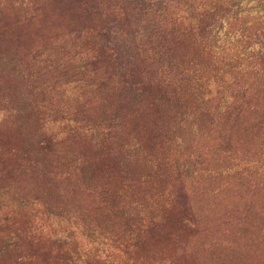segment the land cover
<instances>
[{
	"label": "rangeland",
	"instance_id": "1",
	"mask_svg": "<svg viewBox=\"0 0 264 264\" xmlns=\"http://www.w3.org/2000/svg\"><path fill=\"white\" fill-rule=\"evenodd\" d=\"M120 3L0 0V264H264V141L130 92L157 66ZM230 16L225 60L264 52V0Z\"/></svg>",
	"mask_w": 264,
	"mask_h": 264
},
{
	"label": "trees",
	"instance_id": "2",
	"mask_svg": "<svg viewBox=\"0 0 264 264\" xmlns=\"http://www.w3.org/2000/svg\"><path fill=\"white\" fill-rule=\"evenodd\" d=\"M231 2L121 0L116 6L122 16L146 22L142 45L146 60L157 66L154 78L139 79L132 74L126 84L130 92L150 91V106L160 102L175 117L203 120L212 128L222 120L226 129H232L242 125L240 120L248 116L245 125L264 141V52L225 60L211 40L213 32L231 17ZM235 21L240 26L244 23L242 18ZM234 22L229 24L231 31L235 30ZM106 47L92 52L98 54L84 66L111 59L103 50ZM189 47L193 54L184 56L182 53ZM247 162L239 160L234 165L243 167L239 174L246 168L241 163ZM176 216L179 231L195 232L197 221L187 206Z\"/></svg>",
	"mask_w": 264,
	"mask_h": 264
}]
</instances>
